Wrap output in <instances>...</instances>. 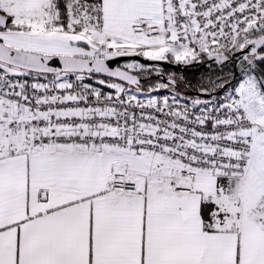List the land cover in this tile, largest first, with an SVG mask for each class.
Instances as JSON below:
<instances>
[{
	"label": "snow or ice",
	"instance_id": "snow-or-ice-1",
	"mask_svg": "<svg viewBox=\"0 0 264 264\" xmlns=\"http://www.w3.org/2000/svg\"><path fill=\"white\" fill-rule=\"evenodd\" d=\"M0 264H264V0H0Z\"/></svg>",
	"mask_w": 264,
	"mask_h": 264
},
{
	"label": "water",
	"instance_id": "water-1",
	"mask_svg": "<svg viewBox=\"0 0 264 264\" xmlns=\"http://www.w3.org/2000/svg\"><path fill=\"white\" fill-rule=\"evenodd\" d=\"M136 59H139L140 62L142 63H155L152 61L147 60L146 58L143 57H135ZM117 61L120 62V58H117ZM161 64L162 67H164L165 69H170L173 70L176 73H180L182 74L183 72H200L203 69L207 70L209 67V62L207 59H205V61H203L201 64H196V63H192V64H188V65H182V64H175V63H168V62H159ZM115 66V65H113ZM166 79V77H165Z\"/></svg>",
	"mask_w": 264,
	"mask_h": 264
},
{
	"label": "trees",
	"instance_id": "trees-1",
	"mask_svg": "<svg viewBox=\"0 0 264 264\" xmlns=\"http://www.w3.org/2000/svg\"><path fill=\"white\" fill-rule=\"evenodd\" d=\"M228 68L230 70L231 65H229ZM165 70H166V72H173V73H175L178 77L179 76H183L186 82L191 83L193 85H196L200 81V79H201L200 76L202 74H207L208 75L209 73H212V72H214L216 75H219L220 74L219 73L220 72L219 69L209 70V71L202 70L200 72H189V73L183 72L182 74L176 73V72H174L173 70H170V69H165ZM228 71H225V72H228ZM188 91H189V93L192 92L191 89H189Z\"/></svg>",
	"mask_w": 264,
	"mask_h": 264
},
{
	"label": "flooded vegetation",
	"instance_id": "flooded-vegetation-1",
	"mask_svg": "<svg viewBox=\"0 0 264 264\" xmlns=\"http://www.w3.org/2000/svg\"><path fill=\"white\" fill-rule=\"evenodd\" d=\"M201 63H202V62H196L197 65H198V64H201ZM206 68H208L207 71L217 69L215 65H209V67L206 66ZM203 70H205V69H203Z\"/></svg>",
	"mask_w": 264,
	"mask_h": 264
},
{
	"label": "rangeland",
	"instance_id": "rangeland-1",
	"mask_svg": "<svg viewBox=\"0 0 264 264\" xmlns=\"http://www.w3.org/2000/svg\"><path fill=\"white\" fill-rule=\"evenodd\" d=\"M228 70H229L228 67H226V68L223 69L224 72H225V71H228ZM219 73H220V72H219ZM202 76H207V74H202V75L200 76V78H201Z\"/></svg>",
	"mask_w": 264,
	"mask_h": 264
},
{
	"label": "built area",
	"instance_id": "built-area-1",
	"mask_svg": "<svg viewBox=\"0 0 264 264\" xmlns=\"http://www.w3.org/2000/svg\"><path fill=\"white\" fill-rule=\"evenodd\" d=\"M155 94L163 95L164 92H163V90H161V91H159V92H157V93H155Z\"/></svg>",
	"mask_w": 264,
	"mask_h": 264
}]
</instances>
